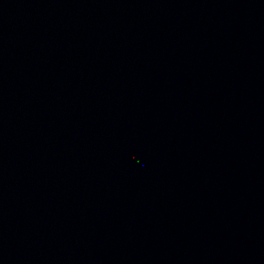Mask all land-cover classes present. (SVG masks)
<instances>
[{
	"label": "water",
	"instance_id": "95a60500",
	"mask_svg": "<svg viewBox=\"0 0 264 264\" xmlns=\"http://www.w3.org/2000/svg\"><path fill=\"white\" fill-rule=\"evenodd\" d=\"M83 264H264V0H0Z\"/></svg>",
	"mask_w": 264,
	"mask_h": 264
}]
</instances>
